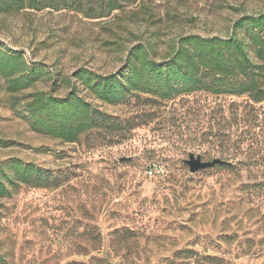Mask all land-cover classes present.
I'll return each instance as SVG.
<instances>
[{"label": "rangeland", "instance_id": "374dc122", "mask_svg": "<svg viewBox=\"0 0 264 264\" xmlns=\"http://www.w3.org/2000/svg\"><path fill=\"white\" fill-rule=\"evenodd\" d=\"M261 13L264 0H138L108 18L50 9L0 15V43L48 72L14 95L0 76V162L18 159L60 182L22 185L0 199L5 264H264V104L247 153L256 169L194 174L184 162L191 153L226 160L212 142L219 106L230 99L198 93L160 105L143 95L113 106L81 87L120 126L78 144L35 132L25 107L33 92L65 96L60 79L81 68L121 70L130 47L149 44L159 60L181 36L224 38L237 20Z\"/></svg>", "mask_w": 264, "mask_h": 264}, {"label": "trees", "instance_id": "16d2710c", "mask_svg": "<svg viewBox=\"0 0 264 264\" xmlns=\"http://www.w3.org/2000/svg\"><path fill=\"white\" fill-rule=\"evenodd\" d=\"M137 1L0 0V15L50 9L89 19L108 18ZM153 53V46L139 44L127 49L124 67L117 72L99 74L81 68L71 77H62L60 84L69 89L65 96L44 91L31 93L25 105L30 127L68 144L81 143L96 134L112 135L119 123L85 100L81 87L93 99L113 106L133 96L145 95L162 105L184 96L207 93L230 99L228 107L219 106L220 129L212 142L215 152L227 161L240 159L232 166H217L228 172L237 168L256 169V164L248 163L247 153L251 149L252 123L260 120L264 104V13L240 18L227 37L181 36L175 40L170 56L158 60ZM47 74L44 66L29 62L23 52L0 43V76L5 79L8 94L34 88ZM256 105L262 106L257 109ZM22 185L48 188L58 187L60 182L52 172L18 159L0 162V199L10 197ZM259 191H264V184ZM0 264H5L1 255Z\"/></svg>", "mask_w": 264, "mask_h": 264}, {"label": "water", "instance_id": "95a60500", "mask_svg": "<svg viewBox=\"0 0 264 264\" xmlns=\"http://www.w3.org/2000/svg\"><path fill=\"white\" fill-rule=\"evenodd\" d=\"M130 158H122L120 161H129ZM189 166L191 173H197L201 170L213 168L217 165L232 166V163L221 158H215L211 161H204L202 155L189 154V159L184 161Z\"/></svg>", "mask_w": 264, "mask_h": 264}, {"label": "built area", "instance_id": "2783aa9c", "mask_svg": "<svg viewBox=\"0 0 264 264\" xmlns=\"http://www.w3.org/2000/svg\"><path fill=\"white\" fill-rule=\"evenodd\" d=\"M156 172H157V171H155V170H149V171H148V174L151 175V176H153Z\"/></svg>", "mask_w": 264, "mask_h": 264}]
</instances>
